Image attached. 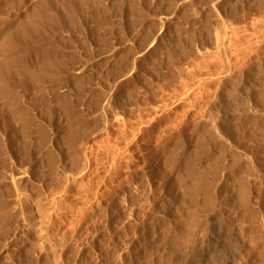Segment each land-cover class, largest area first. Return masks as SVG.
Returning a JSON list of instances; mask_svg holds the SVG:
<instances>
[{"label":"rangeland","instance_id":"374dc122","mask_svg":"<svg viewBox=\"0 0 264 264\" xmlns=\"http://www.w3.org/2000/svg\"><path fill=\"white\" fill-rule=\"evenodd\" d=\"M86 1L0 118V264H264V0Z\"/></svg>","mask_w":264,"mask_h":264},{"label":"bare ground","instance_id":"6f19581e","mask_svg":"<svg viewBox=\"0 0 264 264\" xmlns=\"http://www.w3.org/2000/svg\"><path fill=\"white\" fill-rule=\"evenodd\" d=\"M28 1L29 0H15L14 2L15 4H18L20 6L26 4ZM85 2L87 1L86 0H39L17 22L10 20L4 21L0 17V102H1L0 118H3L6 121L4 122L6 123L8 129L14 131L13 123H12L13 121L25 120L24 116L26 115L25 113L27 111H24L25 109L23 110L21 108L22 106L20 107V105L22 104H20V97L18 91L26 90L28 92V90L30 89L29 86L32 87L37 86V88L38 87L40 88L41 83L47 80L55 81V82L57 81L58 83H61V80H57L58 79L57 74L60 73L59 70L61 68L62 62L59 63L58 59H53V56H51L52 53L56 51L59 52V47L57 48V46L54 47L52 46L50 48L51 51L49 52V49L45 47L46 38L43 33H46V31L48 30H53L55 27L70 29L73 25H76L74 24L75 18L77 17L78 14H81L84 4L85 5L89 4V3L86 4ZM3 4H8L7 0H4ZM17 51L19 52V54L15 55V52ZM27 51L28 52L32 51L35 53L36 61H38L37 63L39 64L38 70H31L30 68L29 69L27 68V64L25 63L23 56L24 54L28 53ZM56 77L57 79H55ZM23 117L24 119H22ZM69 137H70L68 138L69 142H75V137L73 136V134L72 135L70 134ZM1 149L2 148L0 145V150ZM193 178H194V182L192 183V185L188 187L186 186L187 187L186 192L192 196V199H194V197L200 192V190L202 189L201 187H204V185H206L204 183L205 181L202 178V174L196 173L195 176L192 177V181ZM202 183H204V185H202ZM207 189L208 190L206 191L204 190L205 191L204 194L208 202L211 203L210 201H212V198L215 193L213 194L209 190V188ZM246 192L247 190L245 186H243L242 191L240 192L238 191V195L239 193H241L239 197L242 196V199L240 198L241 200L240 199L239 200L242 201L243 206L244 205L247 206V202L250 200V199L248 200V195ZM249 203L251 202L249 201ZM249 211H251V209ZM42 220L44 219H42L41 217L37 218L33 229L37 233L36 235L37 238L39 239L38 241L41 243H46V240L42 235L44 229ZM220 263L221 262L218 263L216 262V264H220Z\"/></svg>","mask_w":264,"mask_h":264}]
</instances>
